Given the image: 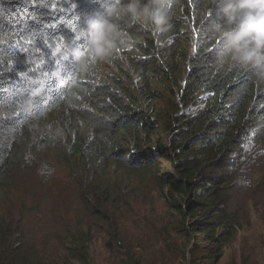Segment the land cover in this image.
Wrapping results in <instances>:
<instances>
[{
    "label": "trees",
    "instance_id": "obj_1",
    "mask_svg": "<svg viewBox=\"0 0 264 264\" xmlns=\"http://www.w3.org/2000/svg\"><path fill=\"white\" fill-rule=\"evenodd\" d=\"M97 8L93 0H0V202L12 205L0 210V264H56L23 232L31 198L7 199L29 169L46 181L66 173L74 185L87 223L78 226L86 234L71 227L62 240L72 264H91L92 232L123 264L218 262L238 233L242 197L253 189L264 197V84L216 47L209 0H174L169 32L125 24L131 47L75 86L48 82L46 97L26 110L31 79L44 83L60 63L49 45L70 39L79 17ZM62 63L67 80L74 67ZM139 179L155 185L164 208L146 224L132 197Z\"/></svg>",
    "mask_w": 264,
    "mask_h": 264
},
{
    "label": "clouds",
    "instance_id": "obj_2",
    "mask_svg": "<svg viewBox=\"0 0 264 264\" xmlns=\"http://www.w3.org/2000/svg\"><path fill=\"white\" fill-rule=\"evenodd\" d=\"M97 9L79 17L70 39L53 41V56L61 58L42 83L32 78L24 98L26 110L33 111L38 99L47 95L45 85L55 80L59 85L75 86L78 75L91 71L99 63H111L118 47H131L135 41L124 25H137L156 34H165L173 26L171 5L174 0H93ZM210 9L219 18L213 25L218 36L216 47L227 54L231 67L248 69L257 84H264V0H209ZM195 45L193 46V52ZM63 61H71L74 71L63 78ZM211 95L205 93L200 100ZM200 108L205 107L203 103ZM264 154V151L261 152Z\"/></svg>",
    "mask_w": 264,
    "mask_h": 264
},
{
    "label": "rangeland",
    "instance_id": "obj_3",
    "mask_svg": "<svg viewBox=\"0 0 264 264\" xmlns=\"http://www.w3.org/2000/svg\"><path fill=\"white\" fill-rule=\"evenodd\" d=\"M104 70L110 74L108 68ZM51 155L54 159L60 160L55 153L52 152ZM159 163L162 172L168 168V164L164 160H159ZM42 169L47 170L44 167ZM140 179L137 190L132 192V197L137 200L139 205L136 211L145 213L142 224H146L160 218L164 213V208L155 185L142 182ZM46 180L45 176L41 179L34 177L29 169L26 176L17 178L12 187L13 191L10 192V198L7 197V199L11 200L12 198L15 204L16 200H30L31 198L30 210H28V217L24 221L23 232L38 249L39 254L48 260L47 262L72 264L62 240L65 239V234L71 227L73 232L78 230L77 234H86V232L81 233L78 229L81 223H87L86 217L78 201L74 185H70V179L66 173L59 172L51 180ZM132 181L136 182L137 179H132ZM123 185L128 187L129 183L125 182ZM53 188L66 189V191H56ZM255 192L257 190L253 189L241 199L237 209L240 220L238 233L226 247L222 259L218 262L200 260L198 264H264V197H260L258 192L257 194ZM7 208H12L8 201L0 202V210ZM87 235L92 242L91 264H123L120 257L104 248V239L106 238L103 235H100L99 232Z\"/></svg>",
    "mask_w": 264,
    "mask_h": 264
}]
</instances>
